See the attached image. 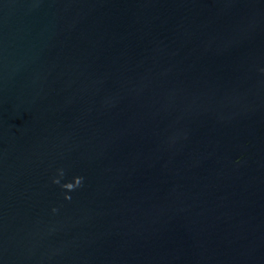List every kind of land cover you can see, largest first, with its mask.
Returning a JSON list of instances; mask_svg holds the SVG:
<instances>
[{
    "label": "water",
    "instance_id": "95a60500",
    "mask_svg": "<svg viewBox=\"0 0 264 264\" xmlns=\"http://www.w3.org/2000/svg\"><path fill=\"white\" fill-rule=\"evenodd\" d=\"M0 264H264V0H0Z\"/></svg>",
    "mask_w": 264,
    "mask_h": 264
}]
</instances>
